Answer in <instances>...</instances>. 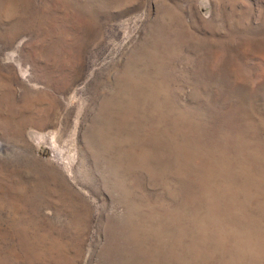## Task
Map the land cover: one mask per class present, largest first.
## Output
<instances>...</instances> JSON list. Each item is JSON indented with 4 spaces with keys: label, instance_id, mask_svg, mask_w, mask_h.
<instances>
[{
    "label": "rangeland",
    "instance_id": "1",
    "mask_svg": "<svg viewBox=\"0 0 264 264\" xmlns=\"http://www.w3.org/2000/svg\"><path fill=\"white\" fill-rule=\"evenodd\" d=\"M0 264H264V0H0Z\"/></svg>",
    "mask_w": 264,
    "mask_h": 264
}]
</instances>
